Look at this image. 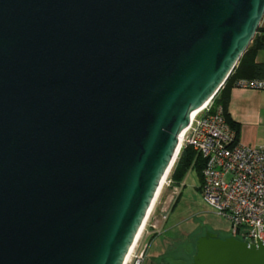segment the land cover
I'll list each match as a JSON object with an SVG mask.
<instances>
[{
    "label": "water",
    "instance_id": "water-1",
    "mask_svg": "<svg viewBox=\"0 0 264 264\" xmlns=\"http://www.w3.org/2000/svg\"><path fill=\"white\" fill-rule=\"evenodd\" d=\"M263 17L264 0H0V264H124ZM190 264H264V241L206 232Z\"/></svg>",
    "mask_w": 264,
    "mask_h": 264
},
{
    "label": "built area",
    "instance_id": "built-area-1",
    "mask_svg": "<svg viewBox=\"0 0 264 264\" xmlns=\"http://www.w3.org/2000/svg\"><path fill=\"white\" fill-rule=\"evenodd\" d=\"M237 87L264 91V79L240 80ZM186 146L203 160L199 187L202 199L228 223L230 237L247 243L257 237L264 241V145L249 147L235 141L234 132L224 120L223 108L210 100L191 117L180 135L174 163ZM173 166L160 190L170 186ZM147 220L148 217L142 232ZM142 232L124 264H140L147 253V247L140 249Z\"/></svg>",
    "mask_w": 264,
    "mask_h": 264
},
{
    "label": "rangeland",
    "instance_id": "rangeland-1",
    "mask_svg": "<svg viewBox=\"0 0 264 264\" xmlns=\"http://www.w3.org/2000/svg\"><path fill=\"white\" fill-rule=\"evenodd\" d=\"M169 179L170 186L164 185L160 190L141 234L140 249L147 247V253L140 264H148L163 252L170 264H188L195 252L196 239L206 232L212 231L222 239L230 237L228 223L204 203L195 170L191 169L180 185ZM147 232L155 237L162 233L150 242V238H145Z\"/></svg>",
    "mask_w": 264,
    "mask_h": 264
},
{
    "label": "trees",
    "instance_id": "trees-1",
    "mask_svg": "<svg viewBox=\"0 0 264 264\" xmlns=\"http://www.w3.org/2000/svg\"><path fill=\"white\" fill-rule=\"evenodd\" d=\"M264 45V18L259 28L257 29L252 42L246 49L236 67L231 72L221 89L213 98L214 106L223 108V115L226 124L230 130L234 132L235 141H238V126L231 120L227 107L229 101V91L232 87H237L240 80H263L264 68L261 64L254 62L256 51ZM203 167V160L193 151L189 146L184 147L174 163L173 172L171 173V180L173 184L180 185L186 174L191 170H195L201 183V171Z\"/></svg>",
    "mask_w": 264,
    "mask_h": 264
},
{
    "label": "crops",
    "instance_id": "crops-1",
    "mask_svg": "<svg viewBox=\"0 0 264 264\" xmlns=\"http://www.w3.org/2000/svg\"><path fill=\"white\" fill-rule=\"evenodd\" d=\"M254 62L264 68V45L259 48ZM227 111L238 126V142L244 146L264 145V91L232 87L228 93ZM147 232L149 241H154L162 232L155 235Z\"/></svg>",
    "mask_w": 264,
    "mask_h": 264
},
{
    "label": "flooded vegetation",
    "instance_id": "flooded-vegetation-1",
    "mask_svg": "<svg viewBox=\"0 0 264 264\" xmlns=\"http://www.w3.org/2000/svg\"><path fill=\"white\" fill-rule=\"evenodd\" d=\"M164 256H165V253L164 252H163V254L160 253L157 256H154L152 259H150L148 261V264H170V263L167 262L166 257H164ZM190 263H191V261L188 264H190ZM177 264H183V263L182 262L181 263L179 262Z\"/></svg>",
    "mask_w": 264,
    "mask_h": 264
},
{
    "label": "bare ground",
    "instance_id": "bare-ground-1",
    "mask_svg": "<svg viewBox=\"0 0 264 264\" xmlns=\"http://www.w3.org/2000/svg\"><path fill=\"white\" fill-rule=\"evenodd\" d=\"M196 113H197V112L193 113V114L191 115V117H192L194 114H196ZM178 147H179V145H178ZM174 160H175V158H174ZM173 164H174V161H173L172 165H173ZM172 165H171V166H172ZM172 172H173V171H172ZM166 174H167V173H166ZM165 177H166V175L164 176V178H165ZM170 177H171V176H170ZM170 177H169V178H170ZM164 178L162 179L161 186H162V183L164 182ZM167 182H168V181H167ZM161 186H160V188H161ZM160 188H159V190H158L157 196H158L159 193H160ZM157 196H156V198H157ZM156 198H155V200H154V202H153V205H154V203H155V201H156ZM153 205H152V206H153ZM151 210H152V207H151ZM150 212H151V211H150ZM150 212H149V213H150ZM141 232H142V228H141V231L139 232L138 236L140 235ZM138 236H137V238H138ZM137 238H136V239H137ZM131 249H132V248H131ZM131 249H130V250H131ZM129 252H130V251H129ZM128 255H129V253H128ZM128 255H127L126 259H125V262H126V260H127V258H128ZM125 262H124V263H125Z\"/></svg>",
    "mask_w": 264,
    "mask_h": 264
}]
</instances>
